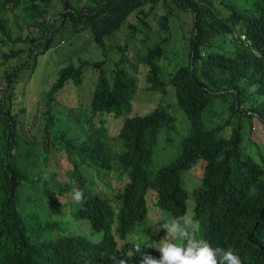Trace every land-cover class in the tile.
<instances>
[{"label":"trees","instance_id":"obj_1","mask_svg":"<svg viewBox=\"0 0 264 264\" xmlns=\"http://www.w3.org/2000/svg\"><path fill=\"white\" fill-rule=\"evenodd\" d=\"M167 1L0 0V38L11 40L5 16L12 14L20 32L23 26L29 30L24 38L11 40L13 44L30 45L28 52L32 54L44 45L39 53H45L56 20L61 18V25L69 21L76 32H89L105 54L112 50L106 48L105 36L134 14L136 21L128 23L134 37L140 23L149 28L148 12ZM170 1L193 14L188 65L164 80L160 61L167 36L146 49L149 36L141 39L143 50L137 52L136 63L146 69L144 88L162 94L171 86L177 106L189 121L179 155L158 170L152 169L158 137L164 129H173L175 119L163 106L143 116H128L138 83L123 67L125 57L114 64L110 77L104 70L105 60L80 61L59 71L42 97L47 120L40 144L18 134L13 112L0 103V264H119L121 260L139 264L140 253L134 251L138 244L158 258L154 244L163 237V230L147 243L129 241V235L145 221L150 197L172 218L186 215L189 195L181 177L198 161L205 167L200 185L191 193L195 238L213 248L233 251L241 264H264V148L248 139V146L242 149L241 124L248 119L246 130L250 132L256 119L264 128V0L229 5L227 16H222L210 0ZM169 18H159V29L167 30ZM128 47L126 43L115 49L124 54ZM24 51H11L3 57L9 61ZM33 63L36 65V58ZM24 64L5 73L4 81L14 83ZM86 66L99 73L90 105L84 109L85 128L76 133L63 130L59 138H51L50 128L56 124L54 109L59 105L56 94L69 81L81 85ZM226 97H230L227 120L208 127L205 111L213 99ZM120 118L123 123L112 136L116 144L110 143L106 121ZM236 121L227 139L222 132ZM55 139L63 144L66 154L63 161L68 183H61L48 166ZM252 147L257 148L256 153L251 152ZM91 168L100 179L117 174L128 183L113 196L94 192L90 188L93 184L87 181ZM77 188L83 191L84 202L77 204L72 199L70 216L101 234L99 241L68 230L60 198Z\"/></svg>","mask_w":264,"mask_h":264},{"label":"rangeland","instance_id":"obj_2","mask_svg":"<svg viewBox=\"0 0 264 264\" xmlns=\"http://www.w3.org/2000/svg\"><path fill=\"white\" fill-rule=\"evenodd\" d=\"M210 1L221 12L222 16H227V6L232 4L237 5L244 0ZM145 12H148V7L145 8ZM148 14L146 22L149 28L140 23L139 30L134 37L131 36L128 28L129 22L136 21V15L134 14L117 31L105 36L104 43L106 48H112V50L105 54L102 49L96 46L89 32H76L69 21L61 25V18L56 20V30L54 31L48 50L45 53H39L44 47L42 45L38 49H35L33 54L29 53L28 48L30 45L22 43L13 44L11 41L20 36L24 38L29 34V30L23 26V30L20 32L15 25L13 15H6L5 18L10 28L11 40L3 39V37L0 38V103H3L6 108L9 107L13 112L18 134L35 144L42 143L46 133L44 128L47 120L42 97L55 83L58 73L62 68L69 64L76 66L80 61L92 63L105 60L104 70L106 71V75L110 77L114 64L121 57H125L126 61L123 67L138 83V91L132 100V109L128 116H143L158 106H163L175 119L173 129H164L158 137L153 155L152 169L156 171L174 160L181 151L182 138L189 131V121L186 119L184 112L177 106L174 90L171 86H168L162 94L144 88L146 86L144 81L146 69L136 63V56L139 50H143L141 39L145 36H149V38L146 40L147 45L144 46V49L151 47L154 42H158L167 36L169 41L164 46V56L160 61L164 80H166L179 67L186 66L189 63V41L194 18L190 10L182 9L170 0L166 3L160 2L152 13L148 12ZM166 15L170 17V20L168 28L165 31L159 29L158 20L161 16ZM19 24H22L21 20ZM126 43L129 44V47L124 54L119 53L115 49L117 46H122ZM21 50L25 51L19 53L15 59L6 61L3 57L4 54H8L11 51L20 52ZM29 57L30 59H28ZM33 58H36V65L33 63ZM27 59L29 60L28 63L24 64ZM21 64L24 65L16 81L14 83H6L3 77L4 74L15 70ZM98 73L99 71L92 66H86L83 69L81 85L75 86L69 81L58 91L56 101L59 105L54 109L56 124L53 128H50L51 138H59L63 130L76 133L81 128H85L86 113H84V109L90 105L92 92L98 81ZM228 100H230V97L212 100L203 116L204 122L208 127H216L227 120L229 115L227 111ZM68 110H70V114H68ZM252 122L250 132L246 130L249 126V120L243 119L241 122L244 125L242 132L243 150L244 147L248 146V139L255 141L258 145H263L264 148V128L256 119H253ZM122 123V118L106 121L110 143L116 144L112 136L117 134ZM235 126H237V121L229 124L222 134L229 139ZM55 140L56 145L52 147L54 150L49 153L48 166L52 171L56 172L58 180L61 183H68L64 172L63 160L66 154L62 149L63 144L58 139ZM256 151L257 148H251V152L256 153ZM204 167L205 163L198 161L195 166L182 174L183 187L189 195L186 202V215L192 216L193 214L194 202L191 193L194 187L200 185ZM88 174L87 181L93 184L90 188L94 192H102L109 196L117 194L128 183V180L125 181L123 177L119 178L117 174L104 175L100 179L98 178L99 176L97 177V171L94 168H91ZM60 200L65 204L63 213L64 218L69 221L68 230L74 234L84 236L92 242L99 241L102 237L101 234L94 233L88 224L84 222L79 223L71 218L69 204L72 201V193L60 198ZM147 208L148 214L145 221L133 229L129 235V241L134 243L149 242V240L159 235L154 234V226L172 219L168 212L159 209L155 205V201L151 197L147 199ZM154 245L156 247V244Z\"/></svg>","mask_w":264,"mask_h":264},{"label":"clouds","instance_id":"obj_3","mask_svg":"<svg viewBox=\"0 0 264 264\" xmlns=\"http://www.w3.org/2000/svg\"><path fill=\"white\" fill-rule=\"evenodd\" d=\"M75 203L84 202V193L75 189L72 193ZM196 221L193 216L180 215L154 226V234L164 231L163 237L156 241L154 248L159 257H153L136 245L140 253L139 264H241V260L231 250L213 248L207 241L195 238ZM119 264H126L124 260Z\"/></svg>","mask_w":264,"mask_h":264}]
</instances>
